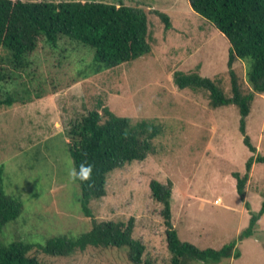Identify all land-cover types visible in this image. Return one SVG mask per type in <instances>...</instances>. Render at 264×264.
<instances>
[{
    "label": "rangeland",
    "instance_id": "rangeland-1",
    "mask_svg": "<svg viewBox=\"0 0 264 264\" xmlns=\"http://www.w3.org/2000/svg\"><path fill=\"white\" fill-rule=\"evenodd\" d=\"M85 1L125 4L147 17L150 54L115 69L96 70L93 50L62 37L56 47L42 42L28 56L30 66L14 71L0 51V69L10 76L3 92L19 102L0 106V168L7 196L21 203L20 216L6 224L0 246L17 240L32 245L29 255L41 264H135L125 249H96L56 257L46 254L49 239L89 232L93 221L131 223L132 238L143 246L140 264H170L161 205L150 182L171 185V222L179 239L199 249H220L237 242L239 257L212 264H264V214L251 237L238 241L250 212L264 201V163H253L241 200L232 174L241 176L250 156H264V93L257 94L240 132L238 108L230 103L212 108L203 92L179 90L176 71L196 72L219 80L230 97L227 38L193 12L188 0H24ZM167 15L165 29L156 14ZM233 69L243 89L246 64ZM99 103L133 122L151 120L162 127L153 150L140 162L125 164L107 178L106 194L80 204V185L69 181L74 167L67 132ZM249 204V210L245 208ZM192 264H210L195 262Z\"/></svg>",
    "mask_w": 264,
    "mask_h": 264
},
{
    "label": "trees",
    "instance_id": "trees-1",
    "mask_svg": "<svg viewBox=\"0 0 264 264\" xmlns=\"http://www.w3.org/2000/svg\"><path fill=\"white\" fill-rule=\"evenodd\" d=\"M188 3L193 12L212 23L229 41L227 73L230 97L222 91L219 80L202 77L196 72L176 71L173 82L179 90L205 93L212 108L234 104L240 115L243 142L253 155L256 150L245 135V118L254 97L264 93V0H188ZM156 14L168 29L167 15ZM62 37L92 49L93 66L99 71L115 69L151 52L147 17L139 8L122 3L0 0V51L7 55L14 71H23L30 66L27 58L39 42L56 47ZM236 60L246 64L245 80L249 86L246 91H243L233 69ZM8 79L10 76L0 69V106L19 102L16 94L3 92L1 83ZM161 133L162 127L151 120L133 122L113 114L100 103L96 109L71 123L66 136L73 166L77 169L82 163L93 166L90 181L82 183L77 180L81 210L86 217H90L89 202L100 200L106 194L108 176L125 164L143 161L153 150V140ZM253 163H264V156H250L244 174H232L241 200L245 196V185ZM149 187L152 199L161 205L170 264H212L239 257L235 241L217 250L199 249L181 241L171 222V185L152 180ZM244 206L249 210V204L245 202ZM21 209L20 202L5 194L3 170L0 168V235L6 224L20 216ZM263 214L264 201L259 211L250 212L248 226L239 234L238 241L253 235ZM92 225L89 232L76 237L49 239L41 249L56 257L83 252L88 247L125 249L132 263H141L143 246L132 238L130 222L93 221ZM32 247L21 240L0 246V264H41L29 255Z\"/></svg>",
    "mask_w": 264,
    "mask_h": 264
},
{
    "label": "clouds",
    "instance_id": "clouds-1",
    "mask_svg": "<svg viewBox=\"0 0 264 264\" xmlns=\"http://www.w3.org/2000/svg\"><path fill=\"white\" fill-rule=\"evenodd\" d=\"M92 170L93 166L91 164H80L79 168L72 167L69 170V181L75 182L77 180L81 181L82 183L88 182L92 179Z\"/></svg>",
    "mask_w": 264,
    "mask_h": 264
}]
</instances>
